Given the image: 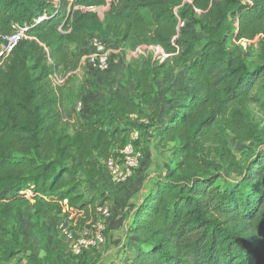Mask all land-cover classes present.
I'll return each instance as SVG.
<instances>
[{"label": "trees", "instance_id": "1", "mask_svg": "<svg viewBox=\"0 0 264 264\" xmlns=\"http://www.w3.org/2000/svg\"><path fill=\"white\" fill-rule=\"evenodd\" d=\"M105 6L103 17L93 10ZM16 24L26 36L0 54V264L19 255L54 264L23 240L17 216L26 207L35 231L46 210L78 229L98 221L109 198L99 186L104 161L120 155L114 142L136 147L130 121L183 64L190 91L153 122L171 160L134 210L139 236L117 263L264 264V0H0V52ZM92 35L119 40L124 57L137 53L121 73L135 87L92 103L83 119L76 106L67 114L56 78L81 67ZM229 135L263 148L246 164Z\"/></svg>", "mask_w": 264, "mask_h": 264}, {"label": "rangeland", "instance_id": "2", "mask_svg": "<svg viewBox=\"0 0 264 264\" xmlns=\"http://www.w3.org/2000/svg\"><path fill=\"white\" fill-rule=\"evenodd\" d=\"M107 8L105 6L93 8V10L98 11L103 17ZM91 37L88 40L90 47L83 53L81 67L69 73L68 76L59 74L56 78L62 85V98L65 100L66 95H69L67 114L73 112L76 102H82L86 110V107L94 102H105L108 95L121 93L131 96L134 94L135 82L124 83L121 73L127 60L136 56L137 53L132 52L124 57L121 42L109 39L107 42L109 66L105 71H100L87 61V56L92 51ZM246 55L251 65L259 62L256 45L247 49ZM157 88V94L152 102L145 104L141 113L130 121L133 125L129 129V138L134 136V132H138L140 137L139 142L136 143L137 149L142 152L138 167L125 182L113 181L107 177L101 183L103 189L109 190L106 192L109 198L102 206L107 207L111 213L109 217H105L98 212V221L105 225L106 242L90 249L77 251V239L83 229L75 228L64 216L52 213L45 220L42 228H38V231L34 228L31 230L32 224L28 219L17 216L19 229L23 231L24 237H28V244L38 257H49L54 264H79L80 260L85 257L88 264H118L124 248L131 250L136 245L135 237L139 234L134 232L130 225L133 219L134 202L148 192L154 180L164 177L171 160L170 149L159 147L153 122L159 119L163 123L169 115L175 113L178 105L183 102L187 92L190 91L188 66L183 64L171 75L163 77L158 82ZM80 116L87 119L86 111ZM258 117L263 119L261 113H258ZM143 119L150 124L144 122ZM118 140L121 142V138ZM229 144L237 157L246 164L263 148L253 141L239 142L232 135H229ZM226 174L233 181L241 177L240 174L227 170ZM115 185L121 188L120 191L116 190ZM28 208H24L25 213ZM87 229L92 230L93 225ZM50 250L51 253H49ZM22 263V260L18 261V264Z\"/></svg>", "mask_w": 264, "mask_h": 264}, {"label": "built area", "instance_id": "3", "mask_svg": "<svg viewBox=\"0 0 264 264\" xmlns=\"http://www.w3.org/2000/svg\"><path fill=\"white\" fill-rule=\"evenodd\" d=\"M179 27L184 28L186 26V21L180 19ZM28 27L25 25H14V30L12 33L3 36L4 45L0 52L11 51L17 43L26 36ZM108 40L99 35H92L90 39V44L92 51L87 56V61L92 66L96 67L100 71H105L109 66V50L107 47ZM76 111L79 114L84 113V104L82 102H76ZM144 122L149 124V122L143 119ZM132 140L138 139V132L133 133ZM118 157H111L104 161V173L105 177L110 178L113 181L125 182L133 174V171L138 167L140 159L142 157V152L139 151L133 142L127 143L121 150ZM98 212L105 217L110 216V210L107 207L100 205L98 207ZM105 225L98 221L93 224V229H84L80 237L77 239L76 250L81 251L82 249H90L106 242L105 237Z\"/></svg>", "mask_w": 264, "mask_h": 264}, {"label": "crops", "instance_id": "4", "mask_svg": "<svg viewBox=\"0 0 264 264\" xmlns=\"http://www.w3.org/2000/svg\"><path fill=\"white\" fill-rule=\"evenodd\" d=\"M88 40H89V38L84 42V44H83V46H82V48H81V51H82V53H84V51L88 48V47H90L89 46V44H88ZM135 117V116H134ZM121 147H122V144H121V142L119 141V140H117L116 142H114V144H113V146H112V149H113V151H115V152H120V150H121ZM160 147V146H159ZM170 163V162H169ZM169 166V165H168ZM104 179H107V177H102L101 179H100V182H99V186H100V188L102 189V190H104V191H106V192H109V190L108 189H103V187H102V185H101V183H102V180H104ZM155 182H156V180H154V182H153V184H152V186L155 184ZM109 184H111V182H109ZM115 188H116V190H119L120 191V189L121 188H119V186L118 185H115L114 186ZM151 188V187H150ZM124 190V189H123ZM149 191V190H148ZM144 195V194H143ZM141 197L136 201V202H134V205H133V207H132V210H135L136 209V207L138 206V204L140 203V201H141ZM105 203V202H104ZM30 212H33V210H32V208L31 207H29L28 208V211L25 213L24 212V214L22 213V214H19L18 215V218L20 217V216H22V217H25L26 218V220L28 219V217H27V214L28 213H30ZM53 212H50V211H48V210H46L44 213H43V215H42V225L43 224H45V220L52 214ZM28 221L29 222H31V230H32V228H33V222L32 221H30L29 219H28ZM19 228V227H18ZM45 228H47V227H45ZM20 231L21 232H23L21 229H20ZM23 234V233H22ZM23 240H24V242L27 244V245H29L28 244V237L27 236H23ZM21 256V257H20ZM19 260H22V264H30L29 262H28V260L27 259H24V258H22V255H19L16 259H15V264H18V261Z\"/></svg>", "mask_w": 264, "mask_h": 264}]
</instances>
